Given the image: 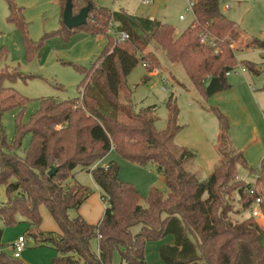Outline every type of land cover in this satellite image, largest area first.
Returning a JSON list of instances; mask_svg holds the SVG:
<instances>
[{
	"label": "trees",
	"instance_id": "1",
	"mask_svg": "<svg viewBox=\"0 0 264 264\" xmlns=\"http://www.w3.org/2000/svg\"><path fill=\"white\" fill-rule=\"evenodd\" d=\"M85 1L87 6L92 0ZM7 2V20L22 31L26 57L31 60L42 42H31L21 9L13 0ZM66 3L61 0L64 9ZM193 12L192 26L175 38L169 24L93 5L86 24L73 31L107 36L108 43L89 69L75 65L85 75L79 85L82 98L42 99L26 123L23 115L29 99L4 85L5 80L26 76L17 70L0 71V185L6 186L8 194V201L0 204V217L11 227L20 223L17 217L21 215L28 225L27 236L37 245L56 250L51 264H113L116 251L120 264H148L146 244L167 236H173L174 243L160 247L164 264H264V226L251 213L258 197L264 213V159L255 170L242 152H234L228 159L221 157L212 174L202 180L188 168L195 157L192 151L179 148V155H174L170 150L182 129L179 109L171 110L166 131L158 133L150 114L154 108L135 113L130 104L128 76L140 63L150 72L159 64L154 54H145L152 41L166 51L171 62L183 66L204 98L232 87L227 73L239 64L230 48L241 36L236 24L222 13L220 0H196ZM113 20L129 33L127 41L107 35ZM73 31L66 27L58 34ZM204 31L215 39V47L201 43ZM247 47L264 49V40L253 39ZM246 65L251 68L252 64ZM14 109L20 112L15 118V138L9 142L2 118ZM212 111L220 121L219 143L225 146L228 122L218 110ZM119 112H128L134 123L120 122ZM28 135L29 150L21 156ZM111 151L141 166L155 163L168 192L153 187L143 197L135 186L119 179L117 163L96 166ZM79 167L91 173L102 190L106 208L96 225L81 215L71 219L68 214L93 194L79 182L67 183ZM52 168L58 170L50 177ZM241 168L259 178L254 183L237 180ZM251 188L254 196L248 192ZM41 205L47 206L60 233L42 231ZM3 236L0 230V264H25L4 252Z\"/></svg>",
	"mask_w": 264,
	"mask_h": 264
},
{
	"label": "rangeland",
	"instance_id": "2",
	"mask_svg": "<svg viewBox=\"0 0 264 264\" xmlns=\"http://www.w3.org/2000/svg\"><path fill=\"white\" fill-rule=\"evenodd\" d=\"M145 1L147 0H92L91 3L112 12H124L130 16L151 18L169 24L175 29V38L189 29L194 22V12L188 0H151V4H145ZM13 2L21 9L31 42H42L34 58L29 60L26 57L23 33L16 24L8 22V2L0 0V71L17 70L26 76L25 79L4 82L5 87L13 88L29 99L23 115V122L26 123L39 109L42 99L52 98L63 102L82 98L79 85L85 75L76 66L89 69L101 55L108 38L103 35H91L81 29L72 30L73 33L68 35L58 34L59 30L66 28L61 0ZM73 5L74 14H78L85 7L86 1L73 0ZM226 5H229L230 9H226ZM220 8L222 13L236 24L241 35L232 41L230 46L239 63L233 68L245 66L247 69L245 73H242L240 68L232 70L228 76V83L232 86L229 90L204 98L183 66L171 62L166 51L155 41L150 43L145 54H154L159 64L154 65L155 68L150 72L140 63L127 78V84L132 91L130 104L134 112L154 108L150 114L154 119L156 132H165L171 110L175 107L179 109V125L182 129L175 136L170 150L174 155H179V148L192 151L195 157L188 168L202 180L208 177L203 169L212 166L217 156L225 160L234 152H242L249 167L255 170L259 169L264 159V49L247 47L253 39L264 40V0H220ZM180 16H184V19L181 20ZM246 64L253 66L250 68ZM121 103L123 104L124 100H121ZM212 109L218 110L229 125V143L221 146L218 142L217 151L215 148L210 150L207 144L208 141L211 144L214 134L216 136L220 132V121ZM19 112V109H14L3 115L2 124L9 142L15 138V118ZM117 119L122 123H134L128 112H119ZM181 143L183 145H180ZM29 146L28 135L23 140L19 154L24 156ZM110 162L119 165V179L135 186L143 197L148 196L153 187L168 192L163 175L155 163L141 166L116 151H111L96 166H106ZM217 164L219 160L215 166ZM239 176L250 181L255 175L251 176L241 168ZM75 182L89 188L93 194L78 210H69V217L73 219L81 215L88 223L98 224L106 208L101 199L102 190L91 173L81 170L80 167L76 170L74 179L67 181L68 184ZM7 201V188L0 185V204ZM40 212L43 219L42 231L60 233V227L46 205L40 206ZM17 218L20 223L7 227L0 217V230L4 231V252L15 259L12 245L20 236H24L26 248L21 258L16 260L25 264H51L57 255L56 250L51 245H37L35 239L27 236L28 225L21 215ZM256 220L264 226V216ZM173 242L174 238L169 236L148 242L145 248L148 264H164L159 255L160 247ZM93 250L98 251L96 241L93 242ZM120 263V254L116 251L113 264Z\"/></svg>",
	"mask_w": 264,
	"mask_h": 264
},
{
	"label": "built area",
	"instance_id": "3",
	"mask_svg": "<svg viewBox=\"0 0 264 264\" xmlns=\"http://www.w3.org/2000/svg\"><path fill=\"white\" fill-rule=\"evenodd\" d=\"M189 2V5H190V8L191 10H193V7H194V3L195 1L193 0H188ZM145 4H151L152 1H145L144 2ZM226 9H230V6L229 5H226L225 6ZM181 20L184 19V16H181L180 17ZM119 23H117L116 21H112L110 23V26L109 28L107 29V35L113 37L115 40H117L118 42H125L127 41L129 38H130V35L128 32L126 31H122L120 30L119 28ZM200 40H201V43L205 44V45H208L210 47H215L216 46V42H215V39L210 35L208 34L206 31L202 32L200 34ZM218 51H216L217 53ZM240 68V71L242 73H245L247 71L246 67L245 66H237L233 69H231L228 73H227V76L230 75V73L232 72V70H235V69H238ZM156 74V73H155ZM257 178H259V176L256 174L254 177H252V180L250 181H247L248 183H254L255 180H257ZM237 180H245L243 177H237ZM249 194L251 196H254L255 195V190L254 188H251L249 189ZM261 205H262V201H261V198H256L254 203H253V208H252V216L254 218H263L264 216V213L262 212V209H261ZM98 239H101V237L99 236ZM26 248V239L24 238V236H20L18 238V240L12 245V250L14 252V258L15 259H19L21 258L22 256V253L23 251L25 250Z\"/></svg>",
	"mask_w": 264,
	"mask_h": 264
},
{
	"label": "water",
	"instance_id": "4",
	"mask_svg": "<svg viewBox=\"0 0 264 264\" xmlns=\"http://www.w3.org/2000/svg\"><path fill=\"white\" fill-rule=\"evenodd\" d=\"M92 7V3H89L87 6L83 7L78 14H74L73 0H67L63 13L64 25L70 30L85 25ZM57 170L58 168H52L49 172V176L53 177Z\"/></svg>",
	"mask_w": 264,
	"mask_h": 264
},
{
	"label": "crops",
	"instance_id": "5",
	"mask_svg": "<svg viewBox=\"0 0 264 264\" xmlns=\"http://www.w3.org/2000/svg\"><path fill=\"white\" fill-rule=\"evenodd\" d=\"M147 1H151V0H147ZM181 17V16H180ZM154 74V73H153ZM191 114H192V112H190ZM180 119H182V113H181V118ZM220 133L221 132H218L217 133V135L215 136V134H214V137L211 139V140H213L212 141V143L210 144L209 143V141L207 142V144H209V146H210V150L211 149H214L215 148V150H216V145L218 144V142H219V136H220ZM180 145H183L182 143L180 144ZM212 147V148H211ZM217 151V150H216ZM220 156H217V159H216V161H215V159H214V161H213V163H212V166H208L207 168H204L203 169V172H205L206 173V175L208 174V177L212 174V172H213V170H214V168H215V164L217 163V161L219 160L220 161ZM207 177V178H208ZM206 178V179H207ZM205 180V179H204ZM84 218V217H83ZM169 237H173V236H169ZM174 238V237H173ZM174 243V242H173ZM168 245H172V243L171 244H168Z\"/></svg>",
	"mask_w": 264,
	"mask_h": 264
}]
</instances>
